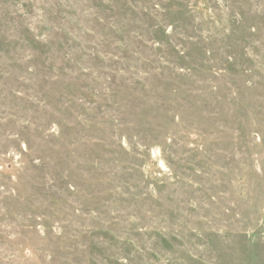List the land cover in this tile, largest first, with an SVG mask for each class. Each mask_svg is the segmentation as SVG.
Masks as SVG:
<instances>
[{"label":"rangeland","instance_id":"1","mask_svg":"<svg viewBox=\"0 0 264 264\" xmlns=\"http://www.w3.org/2000/svg\"><path fill=\"white\" fill-rule=\"evenodd\" d=\"M0 264H264V0H0Z\"/></svg>","mask_w":264,"mask_h":264}]
</instances>
